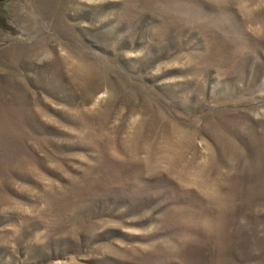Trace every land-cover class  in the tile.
I'll return each instance as SVG.
<instances>
[{"label": "rangeland", "instance_id": "obj_1", "mask_svg": "<svg viewBox=\"0 0 264 264\" xmlns=\"http://www.w3.org/2000/svg\"><path fill=\"white\" fill-rule=\"evenodd\" d=\"M0 264H264V0H0Z\"/></svg>", "mask_w": 264, "mask_h": 264}]
</instances>
